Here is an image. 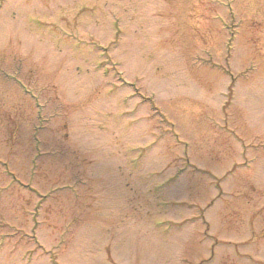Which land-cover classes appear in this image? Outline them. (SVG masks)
Here are the masks:
<instances>
[{
  "label": "rangeland",
  "instance_id": "rangeland-1",
  "mask_svg": "<svg viewBox=\"0 0 264 264\" xmlns=\"http://www.w3.org/2000/svg\"><path fill=\"white\" fill-rule=\"evenodd\" d=\"M0 264H264V0H0Z\"/></svg>",
  "mask_w": 264,
  "mask_h": 264
}]
</instances>
